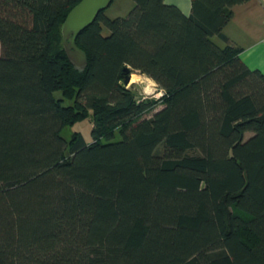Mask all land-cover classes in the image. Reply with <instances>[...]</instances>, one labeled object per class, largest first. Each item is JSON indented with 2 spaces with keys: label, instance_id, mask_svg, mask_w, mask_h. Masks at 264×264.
Masks as SVG:
<instances>
[{
  "label": "trees",
  "instance_id": "trees-1",
  "mask_svg": "<svg viewBox=\"0 0 264 264\" xmlns=\"http://www.w3.org/2000/svg\"><path fill=\"white\" fill-rule=\"evenodd\" d=\"M78 1L0 0V264H264V72L213 38L246 0L107 5L82 70ZM124 66L163 94L135 98ZM86 117L91 140L65 135Z\"/></svg>",
  "mask_w": 264,
  "mask_h": 264
},
{
  "label": "crops",
  "instance_id": "crops-1",
  "mask_svg": "<svg viewBox=\"0 0 264 264\" xmlns=\"http://www.w3.org/2000/svg\"><path fill=\"white\" fill-rule=\"evenodd\" d=\"M189 14L191 0H164ZM227 40L214 36L219 45L230 43L239 48L241 59L264 72V0H246L232 6V16L224 25ZM216 38V39H215Z\"/></svg>",
  "mask_w": 264,
  "mask_h": 264
},
{
  "label": "water",
  "instance_id": "water-1",
  "mask_svg": "<svg viewBox=\"0 0 264 264\" xmlns=\"http://www.w3.org/2000/svg\"><path fill=\"white\" fill-rule=\"evenodd\" d=\"M112 0H79L67 12L62 24L61 33L65 52L75 68L82 70L87 64L85 51L75 42L76 35L89 23L96 14L104 9ZM128 66L121 72L122 80L127 84L130 80Z\"/></svg>",
  "mask_w": 264,
  "mask_h": 264
},
{
  "label": "rangeland",
  "instance_id": "rangeland-1",
  "mask_svg": "<svg viewBox=\"0 0 264 264\" xmlns=\"http://www.w3.org/2000/svg\"><path fill=\"white\" fill-rule=\"evenodd\" d=\"M133 5H134L133 0H112L104 12L109 17L125 16L128 13V11L132 8ZM104 31H107V29L104 28ZM131 74H132V78L130 76L131 81L129 80L126 86H128L131 89L135 98L137 99L158 98L161 96V92L163 93L162 88L158 86V84L151 77L143 73H140L138 71H133ZM56 95H59L58 91L56 92ZM161 103L162 102L159 101L156 104H154L152 107V110L161 106ZM152 110L147 111L146 114L148 115ZM91 125H92V122L89 117L77 120L73 125L66 128L65 135L70 130H79L82 132L86 140H91ZM158 148L160 150L162 149L160 145ZM189 152L192 153V152H198V151L189 150Z\"/></svg>",
  "mask_w": 264,
  "mask_h": 264
},
{
  "label": "bare ground",
  "instance_id": "bare-ground-1",
  "mask_svg": "<svg viewBox=\"0 0 264 264\" xmlns=\"http://www.w3.org/2000/svg\"><path fill=\"white\" fill-rule=\"evenodd\" d=\"M131 78H132V74H131ZM134 78V77H133ZM135 80V79H134ZM131 81V80H130Z\"/></svg>",
  "mask_w": 264,
  "mask_h": 264
},
{
  "label": "clouds",
  "instance_id": "clouds-1",
  "mask_svg": "<svg viewBox=\"0 0 264 264\" xmlns=\"http://www.w3.org/2000/svg\"><path fill=\"white\" fill-rule=\"evenodd\" d=\"M163 93L161 92V95H162Z\"/></svg>",
  "mask_w": 264,
  "mask_h": 264
}]
</instances>
